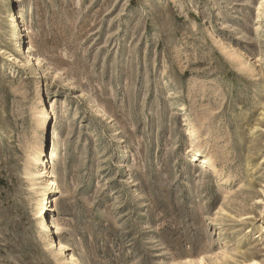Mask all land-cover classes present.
I'll use <instances>...</instances> for the list:
<instances>
[{
  "label": "rangeland",
  "instance_id": "obj_1",
  "mask_svg": "<svg viewBox=\"0 0 264 264\" xmlns=\"http://www.w3.org/2000/svg\"><path fill=\"white\" fill-rule=\"evenodd\" d=\"M45 198L82 264H264V0H0V264H75Z\"/></svg>",
  "mask_w": 264,
  "mask_h": 264
},
{
  "label": "bare ground",
  "instance_id": "obj_2",
  "mask_svg": "<svg viewBox=\"0 0 264 264\" xmlns=\"http://www.w3.org/2000/svg\"><path fill=\"white\" fill-rule=\"evenodd\" d=\"M10 32L14 38H16V48L15 51L17 53H22L27 56L29 60L33 59V54L31 53L30 49L25 46L26 39L28 38L27 29L24 25V19L22 14L18 12V15L15 16V12L12 6V3L10 4ZM37 86V85H36ZM34 98L42 100V92L41 88L39 86L36 87L34 92ZM40 115H47V110L44 108V103L42 101L41 104V110ZM48 120H44V126L42 129V134L40 136L39 141L36 143V151L35 154H33L32 162L30 165V168L28 169V176H32L34 178V184L36 181V178L44 180L45 187L44 190V196L48 195V192L52 189V187L55 184V181L50 178L49 173V159L47 160V136H48ZM197 137L191 136L190 140L188 142L189 146H194L196 143ZM189 158L190 160L194 161L196 163V166H198L201 169H216V164L213 160V158L210 155L203 156L201 155L197 150H190ZM36 169V170H35ZM50 197V196H49ZM45 198L43 205L40 207L41 211V225L43 227V230L41 231L40 238L44 240L46 243V246L50 249L56 250L58 254L64 255L65 259L68 263H75V264H82L81 262H78V260L75 258V255L73 253H66L67 250V244L65 241H63L60 238H54L51 236L53 233V228H55L56 225V217L53 214V210L50 208L52 206L49 205V201ZM48 211L50 213H48Z\"/></svg>",
  "mask_w": 264,
  "mask_h": 264
}]
</instances>
